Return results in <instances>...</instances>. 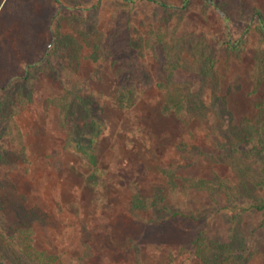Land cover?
Returning a JSON list of instances; mask_svg holds the SVG:
<instances>
[{
  "label": "trees",
  "instance_id": "1",
  "mask_svg": "<svg viewBox=\"0 0 264 264\" xmlns=\"http://www.w3.org/2000/svg\"><path fill=\"white\" fill-rule=\"evenodd\" d=\"M53 1L57 7L45 11L50 16L45 25L49 40L43 45L42 56L0 88V167L8 173L25 175L28 171L26 147L13 116L32 102L35 89L31 78L43 73L60 87V94L47 98L44 106L55 110L56 129L64 137L63 154L76 161L69 170L82 179L81 204L85 209L95 200L99 207L117 204L123 189L130 193V201L125 215L111 224L100 248L90 244L89 234L83 235V253L66 260L34 245L33 225L45 224L47 214L28 206L24 195L0 183V264H87L94 252L104 249L133 255L143 264L145 238L170 227L179 229V247L199 264H264V251L249 245L257 231H264V97L255 101L250 113L226 126L215 152L207 157L210 166L205 176H180L178 168L182 166L175 163L161 169L169 149L193 153L183 142L175 144L177 132H170L169 126L187 127L202 107L193 85L176 82L173 72L189 66L199 78L208 79L216 67L212 49L177 34L178 20L195 0H180L179 4L111 0L110 28L106 30L99 28L104 0ZM203 1L213 6V2ZM7 2L15 15L25 12L22 0ZM150 8V19L139 17ZM254 17L255 26H248L236 43L241 44L252 29L264 40L262 19L258 14ZM223 20L226 23L228 18ZM224 36L221 48L236 44L228 28ZM85 62L92 66L87 78L79 74ZM105 69L114 83L109 98L100 101L89 86L101 82ZM154 87L162 98L158 109L135 117L130 132H110L114 119L137 114L139 97ZM144 137L155 143L148 155L158 162L155 171L161 179L147 191L142 186L144 167L120 180L109 172L117 160L126 162L135 156L137 139ZM190 193L203 194L209 202L192 208L173 200V196L182 198ZM215 217L232 222L224 238L210 233ZM244 219L255 223L250 232L241 228ZM187 226L192 230L180 231Z\"/></svg>",
  "mask_w": 264,
  "mask_h": 264
},
{
  "label": "rangeland",
  "instance_id": "2",
  "mask_svg": "<svg viewBox=\"0 0 264 264\" xmlns=\"http://www.w3.org/2000/svg\"><path fill=\"white\" fill-rule=\"evenodd\" d=\"M110 1L104 0L100 10V29L110 28ZM169 1L180 3V0ZM209 2H213V6L203 0L193 1L177 23L178 36L185 35L191 41L195 39L203 42L204 48L208 46L217 57L211 78H199L193 67L189 66L179 67L173 72L176 82L193 85L196 100L202 106L187 127L176 129L169 126L170 132H177L173 138L175 144L183 142L186 150L193 152L185 155L169 149L168 157L163 159L161 169L165 170L167 163H175L183 167L178 168L180 176H205V170L210 166L207 157L215 152L226 126L250 113L255 101L264 97V40L252 29L241 44L236 43L248 26L254 27L257 23L254 14H258L264 25V0ZM22 4L25 12L15 15L7 0H0V88L15 75L21 74L27 64L38 61L43 54V45L49 40L45 25L50 16L45 11L56 8L55 2L22 0ZM152 10H144L139 17L150 19ZM225 17L228 18L226 23L223 20ZM227 28L231 32L232 42L236 44L231 48H221ZM187 39L186 43L191 42ZM91 70V64L85 62L79 74L87 78ZM103 74L101 82L90 83L89 86L90 92L100 101L109 98L114 83L109 69H105ZM30 84L35 89L32 102L13 116L26 147L28 171L25 175L21 172L8 173L0 167V183L5 184L8 190L14 189L17 194L24 195L28 206L47 214L48 221L45 224L33 225L35 247L69 260L83 253V235L89 234L90 244L96 248L102 246L103 240L111 232V224L125 215L130 193L123 189L117 204L99 207L95 200L91 203L92 207L84 208L80 202L82 179L69 170L76 165V161L72 156L63 154L64 137L56 129L55 110L45 109L44 106L47 98L60 94V87L43 73L33 75ZM161 102L157 88L147 90L138 99L137 114L114 119L110 124V132H130L135 117L149 111L155 112ZM154 144L145 137L137 139L138 153L132 155L129 161L117 160L110 166L111 177L120 180L133 174L137 168L144 167L146 178L142 182L143 189L147 191L153 183L160 182L155 171L158 162L148 155L154 149ZM207 198L199 193H190L182 198L173 196L174 201L178 200V203L192 208L209 202ZM251 220L244 219L241 228L248 232L254 229L255 223ZM212 222L211 235L222 238L232 225L223 217H215ZM186 229L192 230L187 226L180 228V231ZM178 230L170 227L149 233L145 238L147 252H143L140 258L143 264H199L197 258L189 259L188 252L179 247L181 241ZM249 245L263 252L264 231H257ZM94 254L87 264H138L133 255L128 256L118 250L104 249Z\"/></svg>",
  "mask_w": 264,
  "mask_h": 264
}]
</instances>
